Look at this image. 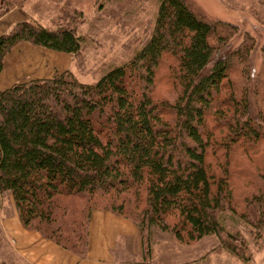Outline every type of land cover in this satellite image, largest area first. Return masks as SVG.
Segmentation results:
<instances>
[{"label":"trees","instance_id":"16d2710c","mask_svg":"<svg viewBox=\"0 0 264 264\" xmlns=\"http://www.w3.org/2000/svg\"><path fill=\"white\" fill-rule=\"evenodd\" d=\"M106 1L97 0L99 9ZM159 1L142 49L99 81L84 84L65 72L0 91V209L10 194L26 230L80 259L92 213L106 211L137 225L145 260L158 229L188 246L215 236L222 250L248 262L237 225L264 232V187L245 195L239 210L228 155L264 143V58L255 71L254 43L230 44L235 27L206 21L186 0ZM76 26L17 23L0 36V75L24 43L78 56L84 41ZM168 55L176 61L175 100L154 95ZM217 127L226 132L217 137ZM216 150L226 156L221 174L210 159Z\"/></svg>","mask_w":264,"mask_h":264},{"label":"rangeland","instance_id":"374dc122","mask_svg":"<svg viewBox=\"0 0 264 264\" xmlns=\"http://www.w3.org/2000/svg\"><path fill=\"white\" fill-rule=\"evenodd\" d=\"M159 2V0H109L101 10L97 0H0V18L3 10L19 4L17 8L20 12L17 13H25L26 21L38 22L51 30L69 23L77 25V34L84 41L82 52L75 57L62 54V57H65L62 58V71H57L53 75L44 74L29 78L30 81L32 78L57 79L65 72H71L80 82L92 84L99 81L111 68L128 63L142 49L153 33ZM186 3L199 17L210 23L222 22L235 27L237 32L230 43L234 47L246 42L254 43L252 64L255 71L261 70L264 58L261 53L264 47V0H186ZM14 15L9 18L11 23L19 20L12 18ZM5 21L7 19L0 22V32L5 30L1 28ZM175 69V59L171 55L166 56L157 72L154 95L158 99H176L179 85L175 81ZM235 75L240 77L239 69L235 70ZM21 80L24 82L27 79L23 77ZM18 82L21 81L15 84H19ZM258 102L260 105L259 99ZM171 117L172 115H167V118ZM224 132L226 130L216 128L217 137ZM225 157L221 150H216L210 157L214 172L221 174L222 160ZM228 162L234 202L241 210L244 207L245 195L255 193L260 187H264V143L247 146L245 149L234 147L228 155ZM65 203H72L75 206L72 198L65 199ZM143 204L144 202L142 206ZM1 209L16 210L10 194L4 195ZM237 227L248 245L246 253L248 262L222 250L215 236L188 246L178 243L172 235L162 233L158 229H153L152 257L145 260L142 256L138 261L140 264L148 260L151 264H177L184 261L190 264H264V232L256 234L251 233V229L243 225Z\"/></svg>","mask_w":264,"mask_h":264},{"label":"crops","instance_id":"0c3cea01","mask_svg":"<svg viewBox=\"0 0 264 264\" xmlns=\"http://www.w3.org/2000/svg\"><path fill=\"white\" fill-rule=\"evenodd\" d=\"M17 12L20 11L16 7L0 18V22L7 19L1 27L5 30L0 32V36L13 29L17 23L27 19L25 13ZM13 15L12 18L19 20L11 23L9 18ZM62 58H65L62 57V53L37 48L26 43L18 45L6 58L4 71L0 76V91L8 89L17 81H21L18 83L30 81V76L53 75L57 71H62ZM23 77L27 79L24 82L21 80ZM35 79L32 78V80ZM37 79H52V77ZM0 225V262L9 264H140L138 260L142 258L140 231L137 225L111 212L92 213L86 259H80L35 231L26 230L20 222L17 210L0 209ZM177 264L190 263L184 261Z\"/></svg>","mask_w":264,"mask_h":264}]
</instances>
